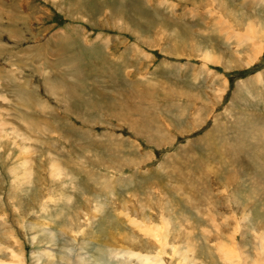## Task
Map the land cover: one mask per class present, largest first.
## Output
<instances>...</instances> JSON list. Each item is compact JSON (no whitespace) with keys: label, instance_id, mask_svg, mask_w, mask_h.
I'll return each mask as SVG.
<instances>
[{"label":"rangeland","instance_id":"rangeland-1","mask_svg":"<svg viewBox=\"0 0 264 264\" xmlns=\"http://www.w3.org/2000/svg\"><path fill=\"white\" fill-rule=\"evenodd\" d=\"M136 252L264 264V0H0V264Z\"/></svg>","mask_w":264,"mask_h":264},{"label":"bare ground","instance_id":"bare-ground-1","mask_svg":"<svg viewBox=\"0 0 264 264\" xmlns=\"http://www.w3.org/2000/svg\"><path fill=\"white\" fill-rule=\"evenodd\" d=\"M260 47V46H259ZM258 46L256 45H253V49H256V48H259ZM252 49V50H253ZM255 51V50H253ZM252 52V51H251ZM205 61L208 60L207 56H205ZM50 86V85H49ZM30 121V120H29ZM53 165V164H52ZM57 166V165H56ZM54 170V169H53ZM59 174V172H58ZM130 251V250H129ZM127 252V251H126ZM131 253V252H130ZM139 253V252H138ZM137 252L135 254H137V257H138V260L140 262V264H163V262L161 261V259H156L155 260V257L153 256H149V255H146V254H138ZM129 254V253H128ZM127 254V255H128ZM133 254V253H132ZM134 254V255H135Z\"/></svg>","mask_w":264,"mask_h":264}]
</instances>
